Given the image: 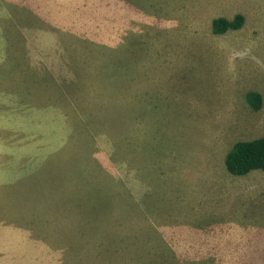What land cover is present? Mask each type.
Returning <instances> with one entry per match:
<instances>
[{
  "label": "rangeland",
  "instance_id": "1",
  "mask_svg": "<svg viewBox=\"0 0 264 264\" xmlns=\"http://www.w3.org/2000/svg\"><path fill=\"white\" fill-rule=\"evenodd\" d=\"M262 136L264 0H0V264H264Z\"/></svg>",
  "mask_w": 264,
  "mask_h": 264
},
{
  "label": "trees",
  "instance_id": "2",
  "mask_svg": "<svg viewBox=\"0 0 264 264\" xmlns=\"http://www.w3.org/2000/svg\"><path fill=\"white\" fill-rule=\"evenodd\" d=\"M244 22L242 15H236L233 19H214L211 30L214 35H223L228 31L239 30ZM247 103L253 110L261 107V96L250 92L246 95ZM224 166L228 174L235 177L246 176L253 171H264V136L251 141L236 142L226 153Z\"/></svg>",
  "mask_w": 264,
  "mask_h": 264
}]
</instances>
